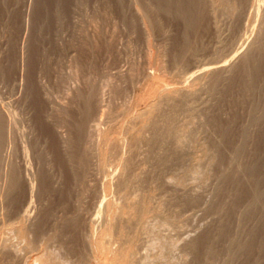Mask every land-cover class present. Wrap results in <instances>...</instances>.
I'll return each mask as SVG.
<instances>
[{"label":"rangeland","instance_id":"374dc122","mask_svg":"<svg viewBox=\"0 0 264 264\" xmlns=\"http://www.w3.org/2000/svg\"><path fill=\"white\" fill-rule=\"evenodd\" d=\"M263 6L264 0H0V104L31 141L40 204L31 237L36 247L47 242L49 251L74 262L86 260L93 243L95 260L87 264H123L133 252L151 253L149 264L163 257L166 264L263 261L257 251L264 242ZM252 42L256 55L229 76L208 71L232 47ZM151 54L163 59L166 73L154 75L141 105L119 119L118 132L96 154L87 136L97 117L90 96L114 64L141 68ZM200 68V78H189ZM160 97L172 102V109L162 105L166 118L141 139L115 142L124 139L125 123ZM121 101L114 100L111 119ZM18 160L17 182L8 190L12 208L27 195ZM95 214L111 225L89 242L98 229L89 222ZM163 221L168 231L161 235L176 239L175 246L144 251L143 226L162 228ZM28 246L8 243L0 264H21ZM27 256L37 261L40 253Z\"/></svg>","mask_w":264,"mask_h":264},{"label":"bare ground","instance_id":"6f19581e","mask_svg":"<svg viewBox=\"0 0 264 264\" xmlns=\"http://www.w3.org/2000/svg\"><path fill=\"white\" fill-rule=\"evenodd\" d=\"M259 11H260V8L256 12H259ZM262 12H263V15H264V9L262 10ZM239 40H241V38ZM219 41H218L219 44L222 43V42H219ZM242 41H243V39H242ZM238 42H240V41H238ZM255 44L256 43H254V42H252L250 45L249 44H245V43H241L240 45H237L238 47L237 46L236 47H232L231 50H229L228 53H226V55H227V56L225 55L226 59H224L221 62H219V61L215 62L214 61V63L213 62H212V64L210 63L211 65L208 66L209 68H207L208 71H210V73L212 75L219 74V75H223L224 78H225V76H227L230 72L232 73V70H234V68H236L240 63L242 64L243 61L244 62L247 61V63H248V60H250V58L252 59L256 55L257 47L255 48ZM253 53H255V54H253ZM147 59H148L147 65L143 66L141 68H140V66L135 68L131 64V62H128V61H126V62L123 61L122 63L121 62H119V63L117 62L116 64H114L113 70H111L112 72H110L108 74V76L105 78L106 81L104 83L102 81L101 86H99L100 89H98V90L96 89L97 91H95V93L90 96V98L93 97V99H91V100L94 103V109H95V112H96L95 115H97V117L93 116V117H95V119L92 118L94 120L91 121L92 124L89 125V128H88L89 131H87L88 135H87V133H86V135L91 139V143L95 146L96 154H97V151L99 152L101 147H103V145L108 141V137H110L111 134H114V133L118 132L119 128L117 126V122L119 123L120 121H125V119L131 113L133 114V112L141 105L139 103V99H141L142 94L145 93V89H146L147 85L153 80L154 75L155 74L166 73V67H165L166 63L164 64V61H163V59L160 56L155 55V54H151V55H149V57ZM203 71L204 70H201V68H200V69L196 70L195 72H192L191 74H189V78H195V77L196 78H198V77L200 78V76L203 74ZM116 98L122 100L121 101L122 103H120L118 106H116V111L115 112H116L117 116L115 114L116 117H113L111 119L109 117L111 114L109 115V113H110L111 108H112L111 106H113L114 100ZM167 98H168V96H167ZM0 103H2V102H0ZM116 103L117 102L115 101V105H116ZM90 104H92L91 101H90ZM164 104L167 105L164 108L172 109V107H173L172 106V102L169 101V99L168 100L164 99V97H160V98H158V100L153 101L150 104L146 105V108L143 111L138 113V115L132 117L131 120H129L127 122V124L125 123V125H124L125 128H124V133H123V138L124 139H121V138L120 139L119 138L116 139L115 138V142H117L118 144L120 143L121 145H122V143L126 144L128 141H132L134 139V137L136 138V136H137V138H138L142 133H144L148 129H150L153 126H155L158 122H160L161 120L166 118V115L168 113L166 114L165 109L162 107V105H164ZM61 106H62V104L58 105V107H61ZM6 109H5V107L1 106V104H0V118H1V121H2L1 122L2 124L0 126V232L2 234H4V237L2 238V240L0 242V253H1L2 248L5 245H8V243H10V242L26 241L27 244H29V246H28L29 247V251L26 253L27 255H30L31 252H36V253L39 252L40 253V257L38 258V260L36 261L34 259L37 264H87V262L89 260L90 261H92L91 259L95 260V256L93 255L95 249L93 247V243L89 244V242H92L93 240L96 239V235L98 233L99 228H103V227H106L108 225H111L110 223L107 222L106 218H105V220L103 218H99V219L97 218V217H99V216H97V214H99L100 217H101V213L103 211L102 210L103 199L101 200L102 196L100 194L99 195L101 197L99 196L98 206L96 205L97 206V214H95L94 218L91 217L92 218V219L90 218L91 220L89 219V222H92V224L93 223L96 224L98 229H95V230L91 231L90 235L88 234V232H86L87 233L86 236L89 235L88 236L89 240L88 239L87 240L89 241L88 244L90 245L89 249L88 248L86 249V250H89L88 256L85 257L86 260H78V261H74L73 262L72 261L73 259H72L71 260L72 262H69L68 260H65L63 258H59L58 256H60V255L59 254L56 255L55 254L56 252H54L52 250L49 251V247L47 246V244H48L47 242H41V243H44V244H42V245H44V247H42V249H39L40 246L36 247V245L34 244L32 238H31L32 237V233H33L32 228H33V226L35 224H37V220L39 219L38 216H39V212H40V210H39V205L40 204H39V201H38V194H37L38 193V186H37L38 184H37L36 175H35V173L33 171V165H32V161H31V158H33L32 156H33L34 153L32 154V149H31V145H30L31 141L29 139L28 132L26 134L24 131H20L19 128L16 127V125H15L16 121H13V119H10L8 117L9 113L11 114V112H10L11 110L9 111L10 108L7 109L8 111ZM55 110H57V109H55ZM153 112H154V114H152ZM149 114L150 115L152 114V115L150 116ZM147 115H148V117H147V120L145 122V121H143V119H145L144 116H147ZM113 116H114V113H113ZM14 117H16V116H14ZM119 119H120V121H119ZM103 125L105 127H102ZM56 132H57V130H56ZM58 133H59L58 136L62 139V142L64 144L65 143L64 141L67 138H65V135L62 132H58ZM130 144H132V142ZM128 145H129V143H128ZM94 146H92V147H94ZM130 148H131V145H130ZM19 158L22 159L21 160L22 167L25 170V182H26V186H27V195L22 200L20 199L21 201L19 202V204L17 206L12 208L11 205H9L10 203L8 202L9 201L8 200V198H9V191L8 190L11 189V187L14 186L16 184V182H17L15 177H14L13 167H15L14 159L18 160ZM17 165H19V164H17ZM16 169H17V167H16ZM113 176H114V173H113ZM20 180H22V179H20ZM17 184H19V183H17ZM100 193H103V191L101 190ZM133 194H136V193H133ZM133 196H135V195H133ZM13 200H15V199H13ZM133 200H135V199H133ZM137 201H138V199H137ZM139 217H140V215H139ZM163 223L166 224L164 221L162 223H160L161 224L160 227L163 226L162 228H159V226H156L157 224H154V223L151 224V225H150V223L149 224L146 223L147 224L146 226H143L145 224L142 225L143 228H144V233L143 234H144L145 237L142 236L143 238H141V239H143V240L141 241V243H140V241H138L140 243V248H142L144 251H145L144 248H147L146 249L147 251L151 250L152 252H154V254H156L157 252H155L154 250L157 249V248L159 250H161L162 253H163L164 250L168 251L169 249L173 248V246H175L173 244L176 241V239L173 240L171 237H166V235L165 236L163 235V233H164L163 231H166V232L168 231V230L164 229L167 226L164 225ZM115 224H117V223H115ZM115 224H114V226H116ZM116 227H118V226H116ZM109 231H113V230L110 229ZM161 232H163L162 235H161ZM166 232H165V234H166ZM113 234H115V233H113ZM141 235L139 237H141ZM0 236H1V234H0ZM118 237H117V240H118ZM120 237H122V236H120ZM117 240L115 242H117ZM41 241H44V240H41ZM131 241H132V239H131ZM121 243H122V241H121ZM130 243H132V242H129V244ZM139 243H137V244L139 245ZM258 244H259V242H258ZM39 245H41V244H39ZM256 245H254V246H256ZM126 246H127V243H126ZM117 247H118V245H117ZM129 247H133V245L132 246L129 245L128 249H129ZM257 247H258L257 251L260 249L259 251L262 250V253H264V242H261L260 246L257 245ZM150 248H153L154 250H152ZM26 249H27V247H26ZM122 249H124V248L122 247ZM255 249H256V247H255ZM119 251L121 252L122 250H119ZM128 251H130V250H128ZM259 251H258V253H260ZM125 252H127L126 249H125ZM58 253H60V252H58ZM117 253H119V252L117 251ZM133 253H131V254L129 253L130 254V256H129L130 260L129 259L126 260L124 258L125 262L123 264H149V263H145L144 262V260H146V259L148 260V258L146 256V255L149 254L148 252H147L148 254H146V255H144L145 253L144 254L142 253L143 255H140L139 253L137 254V252H136V255H134L135 253L134 254ZM251 253L253 254L252 256H254L256 254V253L255 254L253 253V250H252ZM26 254L21 258L22 259L20 261L21 264H36V263H34L35 261L30 260L31 257L27 256ZM154 254H152V255L154 256ZM119 255L120 254H118V256ZM138 255L140 256L139 258H137ZM149 255L151 256V253ZM161 255L166 256L168 254L165 255V253H164V254H161ZM161 255L158 256V257H160V258L163 257ZM13 256H14V254H13ZM126 256H128V255H126ZM169 256H170V254H169ZM252 256L250 257V259L252 258ZM256 256H259V255H256ZM153 258L156 259L157 257L155 258V256H154ZM153 258H150L149 260H151V259L153 260ZM173 258H175V257H169V259H167V260L169 261V260H171ZM257 258L258 257H256V259ZM161 259H162L161 261L163 262L164 261V257L161 258ZM263 261H264V259H263ZM92 262L94 263V261H92ZM147 262H149V261H147ZM162 262H160V260H155V262L153 261L150 264H166V262H164V263H162ZM258 262H259V260L258 261L254 260L252 262V264H258ZM262 262H259V263L261 264Z\"/></svg>","mask_w":264,"mask_h":264}]
</instances>
